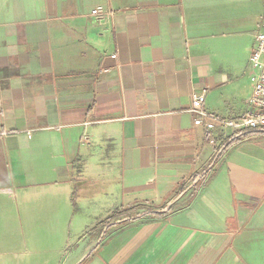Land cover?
Listing matches in <instances>:
<instances>
[{"label":"crops","instance_id":"crops-1","mask_svg":"<svg viewBox=\"0 0 264 264\" xmlns=\"http://www.w3.org/2000/svg\"><path fill=\"white\" fill-rule=\"evenodd\" d=\"M263 17L264 0H0L3 264H255L264 133L209 132L191 105L206 89V111L243 114Z\"/></svg>","mask_w":264,"mask_h":264},{"label":"built area","instance_id":"built-area-1","mask_svg":"<svg viewBox=\"0 0 264 264\" xmlns=\"http://www.w3.org/2000/svg\"><path fill=\"white\" fill-rule=\"evenodd\" d=\"M110 14L103 6L98 5L90 10L97 22H103ZM252 68V88L247 98V108L238 118H224L206 111L203 107L206 89H201L192 96L191 111L194 113V125L202 126L209 132L260 131L264 133V19L255 33L254 43L249 54Z\"/></svg>","mask_w":264,"mask_h":264},{"label":"rangeland","instance_id":"rangeland-1","mask_svg":"<svg viewBox=\"0 0 264 264\" xmlns=\"http://www.w3.org/2000/svg\"><path fill=\"white\" fill-rule=\"evenodd\" d=\"M263 18H264V17H263ZM250 80H251V77H250ZM26 224L29 225L30 222L28 221ZM63 240H64V244L67 245L68 239L65 237ZM25 241H26L25 236L22 235V236H21V247H22V248L25 247ZM53 241H54L55 245H57L58 238H54ZM70 241H71V243H73V242L75 241V239H71ZM66 245H65V246H66ZM8 260H9V259H6L5 256H0V263H1V264H3V262L8 261ZM253 260H254V259H253ZM254 263H255V264H264V255L261 254V255H260V259L254 261Z\"/></svg>","mask_w":264,"mask_h":264}]
</instances>
